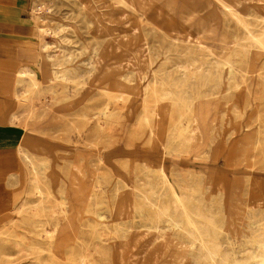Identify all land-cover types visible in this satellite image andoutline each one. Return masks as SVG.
Returning <instances> with one entry per match:
<instances>
[{
    "label": "rangeland",
    "instance_id": "1",
    "mask_svg": "<svg viewBox=\"0 0 264 264\" xmlns=\"http://www.w3.org/2000/svg\"><path fill=\"white\" fill-rule=\"evenodd\" d=\"M45 1L52 6L48 12L52 14L45 16L40 25L50 27L56 35L52 37L40 33L30 11V19L24 23L31 29L24 56L26 67L40 71L46 40L56 45L48 51L54 58L59 60L72 56L71 67L78 71L80 77L76 82H66L49 75L45 81L39 72L37 79L40 86L34 88L29 81L23 82L18 86V101L16 99L4 110L3 122L12 130L17 128L22 137L17 144L9 143L6 152H1L4 156L0 158V246L4 249L0 250V264H60L71 260L82 264V258L69 256L73 253L85 254L82 251L85 244L93 249L98 246L97 251L89 250L95 255L88 258L91 264H116V260H120L119 264H203L195 258L197 251L190 253L187 247L190 239L185 234L182 220L175 217L179 226L170 230L164 220L157 228H161L163 234L158 233L156 225L150 222L154 209L145 206L136 197L160 194L164 197L159 205H173L172 195L162 184L160 170L163 168L152 167L166 163L168 171L163 170L175 190L181 197L184 194L196 201L202 200L203 206L217 214L230 230L221 238L224 247L238 254L245 243L244 235L253 230L249 226V216L255 211L264 213V51L253 49L246 40V32L236 28L232 21L227 28L229 43L236 40L238 44L230 45L224 60L235 62L238 72L230 80L225 76L220 88L223 93L208 96L206 89L201 88L202 96L189 111V107H177L175 98L167 95L169 89L153 82L152 73L143 83L139 81L138 74L134 76L133 83L125 82L123 78L126 72L137 70L133 59L135 52L142 57L145 67L152 60L154 69L164 66L169 72L179 70L180 65L191 60L186 55L192 53L189 44L163 41L136 13L116 5L115 8L114 0ZM183 1L160 0L156 4L160 10L152 9L150 16L160 26L166 20L165 26H169L168 20L172 16L179 23ZM171 2L174 3L173 12L168 7ZM245 12L248 14L250 10L245 8ZM211 14L213 10H204L196 14L194 21L201 18L208 21L207 16ZM255 23H251V30L259 35L264 26ZM220 26L217 27V35L222 34L223 27ZM189 33L180 32V35ZM244 47L247 50L251 47L247 59ZM194 54L198 59V52ZM94 57L101 58L100 64L95 74L89 75L88 66L95 62ZM208 61L215 62L213 58H208ZM195 65L191 69L195 71L196 68L195 77L201 78L197 76L199 66ZM50 71H54L53 66ZM79 82L81 86L84 84V88H80L84 91L72 93L80 86ZM195 83L198 84L197 81ZM146 86H150L149 90ZM82 93H85L86 102H77ZM164 97L165 101L168 100L166 103H163ZM64 100L68 103L73 101L75 105L63 115L59 108L64 105ZM132 105L134 110H130ZM195 120L200 132L196 140L190 141ZM171 133H180L185 138L174 139ZM26 139L36 147L51 151L33 156L35 165L44 164V167L37 168L38 171H34V164L19 152L18 145ZM182 161H188L198 169L173 164ZM107 164L111 168L106 167ZM36 180L41 182L42 193L32 190ZM15 196L16 204L10 209L5 201ZM62 204L67 208L68 216L60 209ZM134 204L144 207L143 217L136 212L130 215ZM22 205L25 210L19 214L16 211ZM42 207L47 208L45 217L38 216ZM34 221L39 223L34 224ZM171 224L174 225L175 221ZM62 227L68 231L64 232ZM120 228L128 230L122 234L117 231ZM50 231L55 233L50 236ZM25 237L30 240L24 241L26 244L36 242L40 248L36 245L30 248L21 246L19 243ZM52 239L55 243L66 239L75 241L80 250L71 252L57 246L50 249L47 244ZM195 249H198L197 245Z\"/></svg>",
    "mask_w": 264,
    "mask_h": 264
},
{
    "label": "bare ground",
    "instance_id": "2",
    "mask_svg": "<svg viewBox=\"0 0 264 264\" xmlns=\"http://www.w3.org/2000/svg\"><path fill=\"white\" fill-rule=\"evenodd\" d=\"M159 1L160 0H157V1L156 0H114V2H115L114 7L116 5V6L121 7L125 11L131 12L132 14L136 13L140 20H145L148 23V25L151 26L153 33L157 32L158 35L161 36L163 41L169 40L171 42V44L172 43L173 44H177V43L189 44L192 53L186 54V52H185V54L187 56L189 55L187 58L191 59V60H186L182 64V66L179 64L180 67L178 66V63H176L177 66L179 67V70L173 72V70H174L173 69L171 72H169L164 68V66H161L160 68H157V69L152 68L153 67L152 65L154 64V61H152V60H151V62H148L147 67H145L146 65L143 66V61H141L142 57L139 56V54H136V52H135V54L133 55L134 58L132 56L131 57L133 59H135L134 63H137V70L136 71H129L128 73L126 72V74L124 75L123 78H124L125 82L133 83L134 82V76L138 74L140 76L139 77L137 75L139 78V81H141L143 83V81H145L147 79L148 75L150 73H152L154 76V77L152 76L153 82L156 84H161V87L169 89V93L168 94L166 93V94L168 96H169V94H171V96L175 98L176 102L175 101L174 102L177 105V107L179 106V108H180V105L181 106L183 105V106H186L187 108L189 107L188 109H190L189 111H191V109H193L196 106L198 100L202 96V93H200V90L203 87L206 89L205 94L208 96L209 95L216 96L219 93H223V89H220V88H222V86H223V83L225 81V76L230 80L238 72L237 68L234 65L235 62L232 63V62H227L224 60V55L226 54V52H228L227 50L229 49L230 45L231 44H233V45L238 44L237 43L238 41H236V40H235V42L229 43V36L227 34V28L228 29L230 28V23L232 21L235 23L236 28L239 27L246 32V33H244L247 36L246 40L249 41V45L253 49H255V50L257 49V51L258 50L264 51V29L260 31L259 35L256 34L257 33L256 31L253 32V30H251V26H252L251 23L254 22V24H257V23H255V21L264 26V0H184L183 1V7H182L181 12H180L181 13L180 22L178 23L172 16L168 20L169 26H167V27L165 26L167 20L164 22V25L160 26L157 24L155 19L151 18V16H150V14L152 13V9L158 10V11L160 10L158 5H156L157 2H159ZM37 2H40V4H37ZM46 2L47 1H45V0H35L32 3V9L31 10L33 13V23L35 25H37V30L40 33L45 34V36L55 37L56 32H54L50 27L44 28V26L40 25L41 22L45 21V16L52 14V13H48L50 10H52V6H49ZM252 2H256V4H252ZM168 7L170 8L171 12L174 11V9H173L174 3L173 2L169 3ZM105 8H106V6H105ZM245 8L250 10V12L248 14H245L246 13ZM109 10L111 11L112 8ZM204 10H208V11L213 10V15L211 14V16L210 15L207 16L208 21L203 20V18H201L197 22H195L194 19H195L196 14L203 12ZM125 14L128 17L127 13H125ZM157 14L160 16L159 12H157ZM121 16H123V15H121ZM114 20H115V18H114ZM106 23H108V22H106ZM176 25L179 26V28L178 27L176 28ZM220 25L223 27V31H222V34L217 35L216 34L217 27H219ZM112 26H114V25H112ZM253 29H255V27ZM180 32H184V33L190 32V33L188 35L184 36V35H180ZM146 34H147V32H146ZM155 36H157V34ZM236 36L237 35H235L234 37L236 38ZM239 39H240V37H239ZM217 41H218V44L215 45V43ZM52 46H56V45L49 43L48 41L44 40V45H43L42 49L45 53L41 57L42 61L40 63V71L39 72L42 73L45 81L47 78L49 79V75H54V78L56 77L57 79L58 78L63 79L66 82L67 81L76 82V80L80 77V75L77 74L78 71L76 69L71 67L72 62L74 61L72 56L68 55V56L61 58V54H60L61 59L58 60V59L54 58L53 54H49V52H48L49 48H51ZM141 46H143V45H141ZM171 47H173V46H171ZM251 47H250V50H251ZM177 48H178V45H177ZM177 48L175 50H177ZM215 48H218L219 50H217V49L215 50ZM240 48H242V46ZM244 48H246V47H244ZM142 49H144V48H142ZM157 49H159V48H157ZM190 49H189V52H190ZM139 50L142 51L141 48H139ZM139 50H138V52H139ZM146 50H148V48H146ZM168 50L166 49V51H168ZM250 50H247V48L245 49L244 53H245L246 59L249 58V56L251 54ZM110 51H111V49H110ZM121 52H122V50H121ZM179 52H182V50ZM187 52H188V50H187ZM193 52L194 53L198 52L197 56L200 58V60H198L199 59L198 57H197L198 59H196V57H195L196 54H194ZM54 53H55V51H54ZM169 53H167V54H169ZM234 53H235V51H234ZM57 54H58V52L55 55H57ZM156 54H157V52H156ZM241 57H242V55H241ZM160 58H162V57H160ZM182 58H183V55H182ZM208 58H213V60L215 62H209ZM94 59H95L94 60L95 62L90 63V65L88 66L89 67L88 68L89 69L88 70L89 75L95 74L96 69H97V65L100 64L101 58L94 57ZM155 59L156 58H154V60ZM168 59H166V60L168 61ZM176 59H177V57H176ZM231 59H232V57H231ZM193 64H196L197 66H199V68L197 69V72H200V73L197 76L200 75L199 77H201V78L195 77L196 68H195V71H193L191 69ZM251 64H252V62L249 63L250 66H251ZM255 64L257 65V62ZM51 66L54 67V71H50ZM174 66H176V65H174ZM122 68H123V66H122ZM172 68H173V66H172ZM39 72L34 71L28 67H22L17 73V85L19 86L23 82L29 81V84L31 87L38 88L40 86V81L37 79ZM224 72H226V74ZM247 73H249V72H247ZM140 78H141V80H140ZM152 79H151V81H152ZM195 81H197L198 84H196ZM155 86H153V87H155ZM81 87L84 88V84H83V86H81V83H80V86H78L77 90L73 91L72 93L76 94L77 92H80L81 90L84 91V89H80ZM149 87L146 86L147 89ZM158 92L159 91H157L156 93H158ZM27 93H29V92H27ZM166 94H163V95H166ZM18 96H19L18 94L15 96L17 101H18ZM168 96H166V97H168ZM186 96H188V97H186ZM166 97H164V99L162 98L164 100L163 103L164 102L166 103L168 101V100L165 101ZM120 99H121V97H120ZM168 99L170 100V98H168ZM118 100H119V98H118ZM159 101H158V103H162V101L161 102H159ZM63 102H64V105L61 106L60 109H67L69 106L70 107L73 106V101L68 103V102H65V100H64ZM174 102H173V104H174ZM170 105H172V104H170ZM193 124H194V127H192L193 129L191 130V133H190V141L196 140V138L199 136V132H200V127L198 126V121L195 120L193 122ZM179 131L180 130H178V132ZM176 133H177V130H176ZM171 134L173 135V133H171ZM173 136H174V139L178 138L179 140L180 139L183 140L185 138L180 133H179V135L176 134ZM169 137H171V136H169ZM167 144H168V142H167ZM165 147H166V145H165ZM25 157L28 161H30L31 164H34V162H32V161H34V159L31 158V156H29L27 153H25ZM43 165L44 164H41L42 167H44ZM41 166H37L34 164L33 170L38 171L37 168L41 167ZM160 172H161L162 184L165 187H167V190H168L167 192H169L173 197V205L172 206H166L167 204L162 205V206L159 205L160 202L163 203L161 201V198L164 197L163 195H160V194L157 195L154 193L153 194L150 193V194H141L140 196H136V197H139L142 200V202H144L145 206L154 209L153 210L154 213L151 216L150 222L154 223L156 225L155 231H158V233L161 232L163 234V232L161 231L162 229L160 228L161 229L160 230L157 228L160 227L159 225L164 220L167 221V223H168L167 228L169 230L174 228L175 226H179V221L175 220V217H178V219L182 220V223L184 225L185 234L190 239V241L187 239V241H189V244H187V247L190 250V253L192 251L193 252L197 251V255L195 256V258L198 259L200 261V263L203 262V264H264V213L258 214L255 211L252 215L249 216V226H252L253 230H251L248 234L244 235L245 243L240 248V252L238 254H236L231 249L226 250V248L224 247V244L221 241V238L223 237V235L229 234L230 230L227 229L225 227L224 223L218 219L217 214L213 213L210 209L203 206V202L200 199H198L196 201L195 198L190 197V196H184V194L182 195V197H183L182 198L179 195V193L175 190L174 185L169 180L168 174L163 169L160 170ZM150 181H151V179H150ZM159 182H161V181H159ZM40 183L41 182L38 180H36V182L33 183V186L35 187V188H32L33 192L35 191L36 193H42V190L40 189ZM145 184H146V182H145ZM153 184H154V182H153ZM148 185L151 186L152 184L149 183ZM157 186H158V183H157ZM157 186H155V187H157ZM159 186H161V184ZM152 190L150 189V191H152ZM156 190H158V189L156 188ZM167 192H165V194ZM221 195H223V191L221 192ZM221 198H222V196H221ZM192 199H194V200H192ZM134 206H135V204H134ZM134 206H132V211L130 210L131 211L130 215L133 216L134 213L136 212L141 217H143L144 216L143 215L144 207L143 208L137 207V205L135 207ZM123 208L124 207H122V209ZM60 209H61L63 214H65L67 216L69 215L67 213V208L65 205L62 204L60 206ZM24 210H25V206L22 205L17 209L16 212L20 214V213H24ZM45 210H47V208L42 207V210L40 211L41 213L40 214L38 213V216L39 217H45L46 216ZM120 211H122V210H120ZM123 215H125V214H123ZM123 215H122V217H123ZM256 219H260V220L258 222H255ZM101 221H102V217H101ZM171 221H175V224L172 225ZM57 222H59V221H57ZM33 223L35 224V223H39V222L34 221ZM22 228H24V227H22ZM69 228L71 230L73 227L71 225H69ZM175 228H177V227H175ZM255 228L257 230H255ZM62 230L64 232L68 231L64 228ZM127 230L125 228L117 229V231L118 232L120 231L122 234L126 233ZM72 231H74V230L72 229ZM54 233H55L54 231L49 232L50 236L53 235ZM26 240L30 241L29 238L25 237L22 239V242L19 244L21 246H25L26 248H30V247H33L35 245L37 247L39 246V244L37 245L36 242H35L36 244L34 242L33 243L28 242L26 244L24 242ZM101 240L102 239H100V241ZM160 240H162V239L160 238ZM54 241L55 240L52 239V242L50 241L49 244H47V246L50 249H53L54 246H57L58 249L67 248V249H70L71 252H74V250H80L79 247L77 246V243H75V241H71L69 239H66L65 241L64 240L57 241L56 243ZM171 241H173V240H171ZM157 243H159V242H157ZM160 243H161V241H160ZM154 244H156V243L154 242ZM162 244H163V242H162ZM173 244H175V243H173ZM180 244H182V242H180ZM156 245H158V244H156ZM182 245H183V247L185 246L184 244H182ZM196 245L198 246L197 250L195 249ZM125 246H127V245H125ZM153 246L151 248H153ZM180 247H181V245H180ZM39 248H40V246H39ZM1 249H4V246H0V250ZM23 249H25V248H23ZM90 249L92 251H94V250L97 251L98 246H96L93 249V248H91V246L89 244L88 245L85 244L82 247V251L85 254H81V253L77 254L76 253L77 255H75L73 253L69 257L82 258V264H91V262L88 261V258H92L95 255L92 254V251L91 252L89 251ZM118 249H120V248H118ZM177 249H178V247H177ZM126 250H127V248H126ZM123 251L121 250V252H123ZM88 252H90V253H88ZM102 252H103V250H102ZM105 255H106V253H105ZM144 255H146V254H144ZM58 256H60V255H58ZM60 259H62V258H60ZM198 260H197V262H199ZM119 262H120V260L115 261L116 264H119ZM99 263H96V264H99ZM60 264H77V262L75 263L73 260H71L70 262H61Z\"/></svg>",
    "mask_w": 264,
    "mask_h": 264
},
{
    "label": "crops",
    "instance_id": "3",
    "mask_svg": "<svg viewBox=\"0 0 264 264\" xmlns=\"http://www.w3.org/2000/svg\"><path fill=\"white\" fill-rule=\"evenodd\" d=\"M33 1L0 0V158L4 156L1 152H6L9 143L15 142L17 144L22 137V134L17 128L12 130L3 122L4 116L2 115L6 113L5 109L16 101L15 96L18 94L17 73L22 67H26V58L24 56L28 49L29 43L27 37L30 35L31 29L25 26L24 23L30 19ZM83 95L85 93L77 97V102H86ZM74 105L75 103L67 109L59 108V111L64 115V112L72 109ZM133 108L135 109L132 105L130 110H134ZM18 146L19 152L24 156L27 153L31 158L36 153L51 152L47 148L32 145L27 139L23 144ZM135 154L137 156L139 155L138 152ZM173 164L186 169H198V166L192 165L188 161H182L181 163L174 162ZM167 166L168 164L166 163L160 164L159 167L154 165L152 167L163 168L165 171H168ZM106 167L111 168L108 164ZM5 202L8 203L10 209L13 208L14 204H16V196Z\"/></svg>",
    "mask_w": 264,
    "mask_h": 264
}]
</instances>
